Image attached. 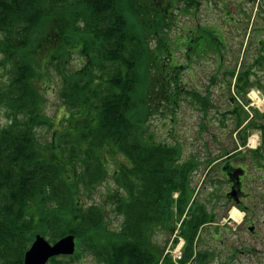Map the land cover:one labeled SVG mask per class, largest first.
<instances>
[{
    "label": "trees",
    "instance_id": "1",
    "mask_svg": "<svg viewBox=\"0 0 264 264\" xmlns=\"http://www.w3.org/2000/svg\"><path fill=\"white\" fill-rule=\"evenodd\" d=\"M201 3L0 0V106L10 114V122L0 128V264H24L37 233L52 242L73 233L78 246L105 264H177L165 255L158 236L171 235L195 201L191 177L200 163L196 158L181 161L179 142L156 140L149 117L165 113L174 124L185 96L199 100L205 109L211 103L205 102L210 98L207 93L188 88L183 74L188 66L182 60L178 63L177 51L184 48L191 57L199 42L186 46L184 33L172 34L174 26L179 28L178 16L184 11L191 14ZM233 15L225 8L222 21L229 22L231 30L218 22L201 25L195 20L188 22L187 34L209 38L212 45L202 44L194 56L197 60L216 54L220 71L224 57L232 59L230 40L234 43L241 33L247 35L240 60L235 47L243 40L234 45L238 65L228 63L223 69L233 79L230 86L246 97L256 85L251 79L255 67L264 66V25L253 26L251 16L238 20ZM244 19H250L249 27L243 25ZM219 29H227V37ZM250 39L257 42V55L244 69ZM76 51L85 62L70 71L67 56ZM49 65L62 78L59 93L69 111L58 123L43 112L47 92L42 87L43 70ZM218 74L213 75L214 82ZM234 109L231 112L239 114L234 131L243 143L248 137L245 130L259 125L250 119L238 129L246 119ZM44 126L58 138L42 143L37 129ZM106 153L118 155L112 173ZM227 163L221 169L229 184L237 168ZM109 177L116 184L111 185L110 197L116 214L122 216L119 228L110 227L104 204L79 198L82 191L90 194ZM204 221L203 213L189 214L182 221V234L190 241L183 261L193 253L192 243ZM77 254L78 248L63 257L70 260ZM50 261L65 264L58 256Z\"/></svg>",
    "mask_w": 264,
    "mask_h": 264
},
{
    "label": "rangeland",
    "instance_id": "2",
    "mask_svg": "<svg viewBox=\"0 0 264 264\" xmlns=\"http://www.w3.org/2000/svg\"><path fill=\"white\" fill-rule=\"evenodd\" d=\"M259 1L260 0H202V3L197 10H191V14L184 11L178 16V20H180L179 28H176V26L173 27V35H176L179 30L184 33V35H182V43L184 45L187 46L188 42H199V44H196V50H191V57L186 55V50L184 48L181 49V53L180 51H177V55H181V58L178 56V63L182 60L183 63L188 66L189 71L186 70L183 73L184 78L187 79L188 88L197 91L202 95L207 93L210 98H207L205 102L210 100L211 103H207V108L205 109V104H202L199 100H196L191 96H185L181 104L180 112L178 110L176 111L177 114L174 124L165 113H156L149 117V127L156 140L170 144L179 142L183 149L181 161L196 158V162L200 163L199 167L196 168L191 177V186L194 188L192 198L195 197V201L192 205L191 203L189 204V206H191L186 209L181 219L177 222V226L171 235L160 232L158 236L160 244L165 246V255L170 256L172 259H175V255L177 257V246L181 238H183L181 237L183 236L182 230L184 227L182 221L184 218H187L186 216H188L191 211L192 216L204 213L209 215L210 219H215V222L219 224L220 227L228 228L227 235H232L233 237L230 240H218L213 243L215 249L223 251L222 253L219 252L222 260L226 259L227 254L225 252L230 248H237L240 251L242 249H251L253 247L255 254L260 257L259 262L264 264V110L260 109L256 104L251 106L257 107L259 110L257 108H252L250 113V108L246 109V105H244L243 108V103H245L247 98L250 97L248 95L253 88L259 89L261 91V97L264 99V66L255 67L256 73L252 75L251 79L256 85L250 87L249 90H247L246 97H244L230 86V82H233V79L231 76L223 73V69L227 68L228 63L231 67L238 65L239 61L236 62L235 57L237 56L238 59H241L240 56L243 54L242 52L244 51V44L247 35L240 34L239 38L243 40V42L240 44L238 43L236 47L234 45L240 39L234 43L230 40L229 45L232 47L230 51L232 59L225 56L223 59L224 65L220 71L221 65H218L219 59L216 54L210 53L209 57L201 55L197 60L196 56H194V54L196 55L197 52H199V48L202 44L205 43L206 46L212 45L209 38L194 39L195 35L188 36L187 34L188 22L192 25L195 20L196 24L201 23V25H203L208 21H212L220 23L221 26L225 25L230 28L231 24L229 22H223L224 10L227 7L238 20L239 18L243 19L251 16L250 19H255L252 24L253 26L264 25V0L260 1V9H258ZM250 19L243 20V25H245V27L251 25ZM237 31L240 32L241 30ZM196 32L198 33L197 30ZM219 33L223 34V37L224 35L227 37V29H219ZM261 37L264 38L263 32L261 33ZM191 39L192 41H190ZM253 40L254 39H250L249 45L244 52L245 64L242 66L244 69L257 55V42L255 39L256 43H253ZM234 47L236 56L233 55ZM237 52L239 53L237 54ZM67 59L69 61L68 68L70 71L82 66L85 62L84 56L77 51L74 53H68ZM43 71L46 73L45 80L42 82V87L47 91L43 112L53 119L55 123H58L69 113L68 108L65 106L59 93L62 87V78L57 72L56 67L53 65H49L46 70ZM190 71H193L194 74H189L188 72ZM218 71L219 74L217 75L216 82H214L213 75ZM208 90L210 92H207ZM233 93H237L239 97L233 100L231 98ZM233 108H235L234 110L238 109L242 113L241 116L244 120L251 114L255 115L253 116L252 121H254L256 125H259V128L246 129L245 132L248 133L247 138L255 135L259 141V145L256 148L259 150V153L256 155L251 153V149L244 147L247 138L242 143V139L237 134V131H234L238 122L237 119L239 114H233L231 112ZM255 109L258 110L260 114H257ZM8 122H10V114L5 107L0 106V128L7 125ZM246 123L247 121L245 124ZM57 127L58 125L56 124L55 129H57ZM240 127H243V124ZM54 132L55 131L52 128L45 126L38 127L37 129V135L42 143L51 141L55 136L58 138L59 135L54 134ZM237 147H239L241 151L231 154L230 152H233ZM253 152L255 153L254 150ZM229 154H231V156H229ZM106 156L107 161H109L107 167L112 173L118 167V155L106 153ZM226 161H229L234 166L243 165L247 168L246 171L248 176L245 181L247 198L243 202L250 206V212L256 210V215H253L252 217H250V215L247 216L245 215V210L232 204L226 210L227 213L222 212L223 214L220 216L217 210L212 207L217 206L222 202H228L225 197L228 184L226 183L221 169ZM111 185H113L114 188L116 187V184H114L111 177H109L107 181L92 189L90 194H86L82 191L79 198L85 203L98 202L104 204L106 206V215L110 227L119 228L122 222V216L116 214L117 212L114 210L112 197H110ZM178 194L179 192L176 191L174 193V198H177ZM205 203L212 204L208 210L205 209V207H207L205 206ZM202 210H204V212H202ZM233 210H238L242 215L244 214L242 217L244 219L249 217V220L253 219L256 221L257 229L261 231L260 234L262 235L263 240L256 241V237L250 238L249 235L252 233L247 231L243 226V220L238 222V220L232 217L231 212ZM258 210L260 212L259 214ZM209 226H204L200 234L199 242H201V245H204L203 240L210 235L208 234L210 229ZM224 236L226 235L223 232V237ZM45 237L49 239L48 236ZM236 237H242L243 239L241 241H236ZM187 244L188 241H186L184 246L187 247ZM77 248L78 254L76 255V258H71L69 260V258L61 256L60 259L64 260L65 264H102V262L91 252L84 250L78 245ZM236 257L237 261H244V264H256L255 261L251 262V258L248 256L245 257L241 252H238ZM219 259L220 258L214 257L212 261L217 263ZM48 264H50V262H48Z\"/></svg>",
    "mask_w": 264,
    "mask_h": 264
},
{
    "label": "flooded vegetation",
    "instance_id": "3",
    "mask_svg": "<svg viewBox=\"0 0 264 264\" xmlns=\"http://www.w3.org/2000/svg\"><path fill=\"white\" fill-rule=\"evenodd\" d=\"M228 163H224L223 166L227 165ZM234 168H237V173L234 177L230 178L229 182V191H226L225 197L227 198L228 202H222L219 203L217 206L214 207L215 210H217L218 214L222 216L224 212L229 208L230 205L234 204L238 206L239 208H242L245 210V215L252 217L253 215L257 214V211L255 210L253 212L249 211L250 206L245 204L243 201L247 198V192L245 191V181L247 177V168H245L243 165L234 166L232 163H229ZM231 192V193H229ZM221 204V205H220ZM212 204L205 203V209H209ZM201 206V205H200ZM201 209V208H200ZM225 209V210H224ZM223 212V213H222ZM227 213V212H226ZM258 210V214H259ZM210 216L208 220H205L201 223L200 231L196 238V251L194 255L185 263V264H244V261H237V255L238 252H241L245 257L248 256L251 258V262L255 261L256 264H261L259 262V258L257 254L253 251V247L251 249H242V250H234L233 248H230L225 253L226 259L222 260L220 253L223 251H219L214 248L213 243L216 241H225L227 239H231L232 235H227L228 228L220 227L219 224L215 222V219H210ZM246 221V222H245ZM244 227L247 229V231L251 232L252 234L249 235L250 238L256 237V241L263 240L262 235L260 234L261 231L257 229V222L253 219L249 220V217L247 219L243 218ZM211 225V226H209ZM204 226H209V236L205 240H203L204 245H201L200 240V234L204 228ZM223 228V229H222ZM221 232V233H220ZM223 232L226 236L223 237ZM203 238V237H202ZM242 237H236V241H241ZM220 252V253H219ZM220 258L217 263L213 262V258ZM251 264V263H250Z\"/></svg>",
    "mask_w": 264,
    "mask_h": 264
},
{
    "label": "water",
    "instance_id": "4",
    "mask_svg": "<svg viewBox=\"0 0 264 264\" xmlns=\"http://www.w3.org/2000/svg\"><path fill=\"white\" fill-rule=\"evenodd\" d=\"M75 250L74 234H67L54 243L48 241L43 235L37 234L25 252L24 264H47L51 257L73 254Z\"/></svg>",
    "mask_w": 264,
    "mask_h": 264
},
{
    "label": "bare ground",
    "instance_id": "5",
    "mask_svg": "<svg viewBox=\"0 0 264 264\" xmlns=\"http://www.w3.org/2000/svg\"><path fill=\"white\" fill-rule=\"evenodd\" d=\"M231 214H232V217H234V218L237 219L238 221L241 220L242 214H241L239 211H237V210H233V211L231 212Z\"/></svg>",
    "mask_w": 264,
    "mask_h": 264
}]
</instances>
